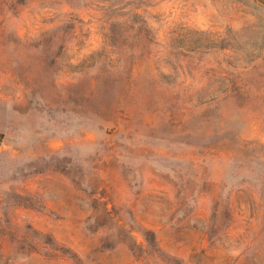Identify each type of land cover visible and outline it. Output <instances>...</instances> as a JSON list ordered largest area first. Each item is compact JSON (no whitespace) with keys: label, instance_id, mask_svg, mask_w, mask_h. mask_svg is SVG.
Returning <instances> with one entry per match:
<instances>
[{"label":"rangeland","instance_id":"rangeland-1","mask_svg":"<svg viewBox=\"0 0 264 264\" xmlns=\"http://www.w3.org/2000/svg\"><path fill=\"white\" fill-rule=\"evenodd\" d=\"M0 264H264V0H0Z\"/></svg>","mask_w":264,"mask_h":264}]
</instances>
